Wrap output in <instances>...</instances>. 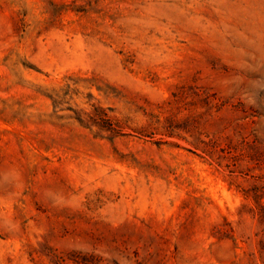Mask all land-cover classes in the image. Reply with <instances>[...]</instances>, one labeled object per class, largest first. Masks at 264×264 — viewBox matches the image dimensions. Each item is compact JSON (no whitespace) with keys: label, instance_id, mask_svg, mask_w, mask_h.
I'll return each instance as SVG.
<instances>
[{"label":"rangeland","instance_id":"obj_1","mask_svg":"<svg viewBox=\"0 0 264 264\" xmlns=\"http://www.w3.org/2000/svg\"><path fill=\"white\" fill-rule=\"evenodd\" d=\"M0 264H264V0H0Z\"/></svg>","mask_w":264,"mask_h":264}]
</instances>
